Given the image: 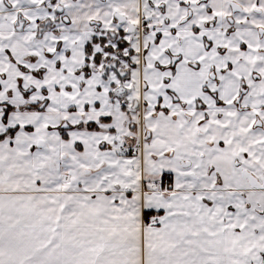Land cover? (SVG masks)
<instances>
[{"label": "snow or ice", "instance_id": "snow-or-ice-1", "mask_svg": "<svg viewBox=\"0 0 264 264\" xmlns=\"http://www.w3.org/2000/svg\"><path fill=\"white\" fill-rule=\"evenodd\" d=\"M0 264H264V0H0Z\"/></svg>", "mask_w": 264, "mask_h": 264}]
</instances>
